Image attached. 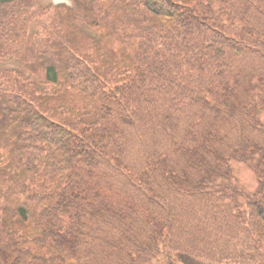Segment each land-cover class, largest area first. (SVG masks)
<instances>
[{
  "label": "trees",
  "instance_id": "obj_1",
  "mask_svg": "<svg viewBox=\"0 0 264 264\" xmlns=\"http://www.w3.org/2000/svg\"><path fill=\"white\" fill-rule=\"evenodd\" d=\"M74 2L0 0V264H264V0Z\"/></svg>",
  "mask_w": 264,
  "mask_h": 264
},
{
  "label": "rangeland",
  "instance_id": "obj_2",
  "mask_svg": "<svg viewBox=\"0 0 264 264\" xmlns=\"http://www.w3.org/2000/svg\"><path fill=\"white\" fill-rule=\"evenodd\" d=\"M24 2L25 3H29L31 7L34 5V0H24ZM236 175H237L240 183L243 184L246 187V189H253L255 187L256 178L254 177L253 173L250 170H248L246 167H244L243 165H240V167L239 166L237 167ZM230 242L232 243V241H230ZM246 242H248V241L246 240ZM198 247H200V246H198ZM202 248H204V247L202 246ZM204 249H206V248H204ZM207 252L208 251H206V254H207ZM223 252H224V248H223ZM214 253H217V252H211V253L209 252L207 255H213ZM232 255H233L234 258L227 259L228 260V262H227L228 264H236V263L251 264L252 262H254V263L256 262V261L248 260V258H244L243 255L237 256L236 252H234ZM215 258L216 259L218 258V254L216 255ZM199 260H203V259H199ZM208 261L209 260L205 261V259H204L201 262H208ZM163 262H165V261L162 260V261L157 262L155 260H152L148 264H162ZM257 262H261L262 263V261L259 260V259L257 260ZM174 263L175 264H186V262L184 260L182 261V259H180V258H175L174 259ZM189 263L190 264H197L195 261H189Z\"/></svg>",
  "mask_w": 264,
  "mask_h": 264
}]
</instances>
